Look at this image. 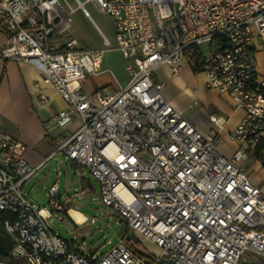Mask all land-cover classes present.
I'll list each match as a JSON object with an SVG mask.
<instances>
[{
  "label": "built area",
  "instance_id": "built-area-1",
  "mask_svg": "<svg viewBox=\"0 0 264 264\" xmlns=\"http://www.w3.org/2000/svg\"><path fill=\"white\" fill-rule=\"evenodd\" d=\"M74 1L75 8L65 0H0L1 56L32 65L65 104L47 120L59 133L48 159L61 152L87 169L99 183L101 202L159 252L141 250L142 259L120 237L95 258L53 232L52 214L22 192L39 166L28 165L19 138L0 130V211L15 216L3 223L12 242L8 258L27 264H239L250 253L264 264V192L239 166L264 138V79L252 46L254 38L264 39V0ZM87 1L111 17L115 48L125 59L129 81L113 92L88 93L82 84L102 73L104 53L80 48L70 31L76 9L89 17ZM184 64L203 73L207 89L244 111L231 157L216 152L215 132L196 129L163 97V84L153 82L159 67L177 76ZM210 121L220 127L216 117ZM47 196L62 220L66 204L57 183Z\"/></svg>",
  "mask_w": 264,
  "mask_h": 264
},
{
  "label": "crops",
  "instance_id": "crops-1",
  "mask_svg": "<svg viewBox=\"0 0 264 264\" xmlns=\"http://www.w3.org/2000/svg\"><path fill=\"white\" fill-rule=\"evenodd\" d=\"M4 42L5 33L0 27V130L14 135L26 145L25 160L32 168L39 166L36 171L38 172L57 147L56 139L59 133L47 124V120L63 110L65 104L53 88L44 81L43 75L32 65L2 58ZM252 46L257 72L264 79V39L254 38ZM115 50L125 62L123 54L116 48ZM103 73L89 76L93 83L89 87L90 92L86 90L89 79L86 78L83 81V87L88 93H93L99 88H106L113 92L118 86H125L129 81L127 74L118 86L106 85L104 81L101 83L102 86H99L96 81L97 78L102 77ZM152 79L155 84H163L160 89L163 97L196 129L203 133L215 132L218 154L225 157L232 156L238 148V142L232 138V135L244 117L242 109L235 108L227 95L207 89L203 73L192 69L187 64L182 66L177 76H171L168 67L161 66L155 70ZM196 85L199 87L197 88ZM40 96H43L45 100H41ZM194 96L204 105L184 116L183 101ZM211 116L219 119V128L210 121ZM239 166L241 169L244 167L242 171L248 180L264 192V159L258 158L255 151L241 161ZM260 262V257L249 253L239 264H259Z\"/></svg>",
  "mask_w": 264,
  "mask_h": 264
},
{
  "label": "rangeland",
  "instance_id": "rangeland-1",
  "mask_svg": "<svg viewBox=\"0 0 264 264\" xmlns=\"http://www.w3.org/2000/svg\"><path fill=\"white\" fill-rule=\"evenodd\" d=\"M72 8L77 4L74 0H65ZM84 2L85 0H81ZM89 17H84L81 10L76 9L71 14L70 31L77 38L82 49H104L101 71L102 77L97 78L100 86L104 81L106 85L118 86L127 76L125 62L115 50L114 31L112 19L103 11L98 10L93 3L85 2ZM96 27L110 41L105 47L103 39ZM202 51L208 50V44L200 46ZM86 83L88 89L93 84L91 77ZM199 82V80H198ZM102 86V85H101ZM104 86V85H103ZM199 85H196V87ZM109 87V86H108ZM197 87V88H198ZM196 88V89H197ZM204 104L196 96L183 101L185 106L183 114L187 116L195 108ZM244 170V167L242 168ZM56 182L59 189V200L66 204L65 212L59 215L58 220L48 206L47 190ZM83 191V192H82ZM27 199L36 206L46 207L52 214L49 225L52 231L60 237L74 242L78 249L86 256L93 255L98 258L105 254L125 232V222L111 207L105 206L100 200L99 183L91 176L87 169L68 160L63 153H56L32 176L22 187ZM0 232H3L0 226ZM130 236H133L130 233ZM141 242V250L147 255H157L158 248L143 237L137 238ZM0 264H27L24 261H12L8 257L0 256Z\"/></svg>",
  "mask_w": 264,
  "mask_h": 264
},
{
  "label": "trees",
  "instance_id": "trees-1",
  "mask_svg": "<svg viewBox=\"0 0 264 264\" xmlns=\"http://www.w3.org/2000/svg\"><path fill=\"white\" fill-rule=\"evenodd\" d=\"M256 156L258 158L264 159V140H261L258 148L256 149ZM15 219V216L7 211H0V226L3 230V223L5 221H13ZM125 232L122 236V238L125 240V242L130 245V242L133 243L132 245V250L134 253L138 254L142 259H147L145 255L142 254L141 252V242L135 237V236H130V231L125 223ZM11 240L10 238L3 232H0V256L1 257H8V251L11 247Z\"/></svg>",
  "mask_w": 264,
  "mask_h": 264
}]
</instances>
